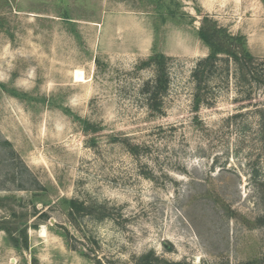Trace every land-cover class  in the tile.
<instances>
[{
  "label": "rangeland",
  "instance_id": "obj_1",
  "mask_svg": "<svg viewBox=\"0 0 264 264\" xmlns=\"http://www.w3.org/2000/svg\"><path fill=\"white\" fill-rule=\"evenodd\" d=\"M204 16L245 37L248 71L194 76ZM257 77L264 0H0V264H264Z\"/></svg>",
  "mask_w": 264,
  "mask_h": 264
},
{
  "label": "trees",
  "instance_id": "obj_2",
  "mask_svg": "<svg viewBox=\"0 0 264 264\" xmlns=\"http://www.w3.org/2000/svg\"><path fill=\"white\" fill-rule=\"evenodd\" d=\"M197 34L199 39L209 48V54L198 62L194 70V76L196 78L205 74L206 70H211L220 55H225L227 58L234 60L241 70L246 69L248 71L253 65L254 57L247 49L246 40L243 35L228 32L226 28L218 25L215 20L208 16L202 18ZM166 60V55L160 52H154L147 62L149 64L153 63L156 66V75L153 81H147L145 84V90L148 94V104L154 110H160L161 95L165 93L168 88L169 79L166 71ZM256 80L262 82L264 85V79L257 77ZM199 98V94L196 93L195 108L198 106ZM261 117L264 124V109L261 111ZM89 127H91V125L87 123L85 128ZM137 148L138 147L133 146L131 150L136 151ZM20 187L28 189L24 185H20ZM68 204L71 218L87 212V206L76 199H70ZM257 221L259 224L264 225L263 217L258 218ZM66 234H68V232H66ZM156 260H158V258L154 256L153 251H149L139 256L138 264H154ZM256 263L257 261H248L240 264Z\"/></svg>",
  "mask_w": 264,
  "mask_h": 264
}]
</instances>
